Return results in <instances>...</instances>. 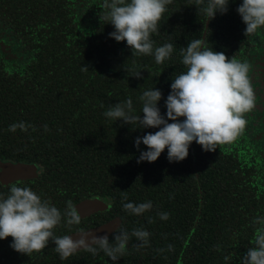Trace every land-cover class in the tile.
Segmentation results:
<instances>
[{
	"label": "trees",
	"instance_id": "trees-1",
	"mask_svg": "<svg viewBox=\"0 0 264 264\" xmlns=\"http://www.w3.org/2000/svg\"><path fill=\"white\" fill-rule=\"evenodd\" d=\"M102 2L0 0V35L15 46L7 58L0 50V160L38 167L29 188L61 211L56 236L115 217L121 220L118 229L150 233L148 246L140 249L132 237L116 264H241L260 227L255 220L264 217V195L256 194L250 168L240 169L227 146L205 152L195 142L182 162L170 163L165 149L156 162L137 163L147 148L141 144L137 150L136 138L158 129L115 122L104 113L131 98L133 114L142 115L139 97L156 88L166 118L170 85L186 71L181 49L206 38L209 49L232 58L245 38L237 12L242 0H230L227 13L212 20L197 12L193 0H173L151 36L154 47L173 44L163 64L151 55L132 56L126 41L109 37L115 29L99 19ZM138 71L142 79L133 77ZM21 122L26 131H9ZM95 197L108 201L105 211L80 225L66 223L67 201L76 205ZM148 201L152 209L140 216L123 209L127 202ZM159 213L169 218L161 220ZM11 243V237L0 240V264H113L102 251L61 260L51 241L30 256Z\"/></svg>",
	"mask_w": 264,
	"mask_h": 264
},
{
	"label": "clouds",
	"instance_id": "clouds-1",
	"mask_svg": "<svg viewBox=\"0 0 264 264\" xmlns=\"http://www.w3.org/2000/svg\"><path fill=\"white\" fill-rule=\"evenodd\" d=\"M230 0H193L197 12H203L207 20L217 13L226 14ZM173 0H103L99 12L100 21L111 24L115 29L109 34L116 42H125L132 56L151 55L157 64L171 58L173 44L154 47L151 36L158 33L160 21L168 5ZM246 25L244 35H253L264 28V0H242L237 9ZM206 38L191 40L181 49L182 64L186 71L176 76L170 87L165 106L166 118L158 107L162 93L154 88L143 92L142 115H135L133 102L129 98L124 103L110 107L105 117L112 121H122L126 125H138L140 129H158L142 137H137L135 146H146L141 151L137 163H154L167 149L170 163L182 162L189 156L190 145L195 142L205 152H215L218 146L232 144L245 131V114L255 106L254 91L248 73L250 65L228 58L223 52H215L207 47ZM83 70H88L84 67ZM142 72H135L142 79ZM161 75V74H160ZM171 121V123H169ZM24 123L9 126V131H26ZM47 127V126H45ZM9 195L0 196V240L12 238L10 247L23 255L30 256L55 244L54 251L61 260H66L79 251L97 255L102 251L116 264L125 254L129 241L135 237L137 249L147 247L150 233L134 229L131 233L117 229L113 242L107 235L94 236L78 229L73 235L56 236L55 229L61 224V211L50 201L41 199L29 187L11 185ZM150 201L135 204L127 202L123 209L130 215L140 216L152 209ZM161 220L169 218L168 213H159ZM68 225H80L81 215L71 200L66 202L63 214ZM260 225L254 235V245L242 256L241 264H264V217H258ZM90 237V238H89ZM169 245V250H171ZM225 256V260H230Z\"/></svg>",
	"mask_w": 264,
	"mask_h": 264
},
{
	"label": "flooded vegetation",
	"instance_id": "flooded-vegetation-1",
	"mask_svg": "<svg viewBox=\"0 0 264 264\" xmlns=\"http://www.w3.org/2000/svg\"><path fill=\"white\" fill-rule=\"evenodd\" d=\"M242 42V45L237 48L233 56L238 61L246 62L250 65L248 76L254 91L255 106L250 112L245 114L247 123L244 133L232 144L222 145V147L227 146L230 149L226 152L233 156L234 162L240 166V169L250 168L255 175L253 178L254 187L256 186L255 192L258 196H262V194L264 195V28L258 29L253 35L245 36ZM8 54L13 56L14 52L2 47V55L7 58ZM6 62L8 61L6 60ZM0 161L3 163H20ZM21 164L34 165L30 163ZM39 173L38 169L37 176L34 178L18 179L8 183L0 181V196L6 198L10 194L9 189L13 184L29 187L31 180L36 179ZM260 189L263 190L260 191ZM76 232L73 231L66 235Z\"/></svg>",
	"mask_w": 264,
	"mask_h": 264
},
{
	"label": "water",
	"instance_id": "water-1",
	"mask_svg": "<svg viewBox=\"0 0 264 264\" xmlns=\"http://www.w3.org/2000/svg\"><path fill=\"white\" fill-rule=\"evenodd\" d=\"M0 169V181L2 183H8L18 179L34 178L37 176L38 171V168L35 165L3 163L2 161H0ZM76 207L78 213L81 215V218H84L91 214L105 211L108 207V201L100 197H95L83 200L78 203ZM120 224L121 220L118 217H115L108 222L91 229H87L85 232L94 236L107 235L110 237L120 227ZM76 233L70 235H73L74 239H79V236L76 235Z\"/></svg>",
	"mask_w": 264,
	"mask_h": 264
},
{
	"label": "rangeland",
	"instance_id": "rangeland-1",
	"mask_svg": "<svg viewBox=\"0 0 264 264\" xmlns=\"http://www.w3.org/2000/svg\"><path fill=\"white\" fill-rule=\"evenodd\" d=\"M2 47H5L7 50L10 49V52H12V49H15V46H11L9 40L5 36L0 35V50Z\"/></svg>",
	"mask_w": 264,
	"mask_h": 264
}]
</instances>
